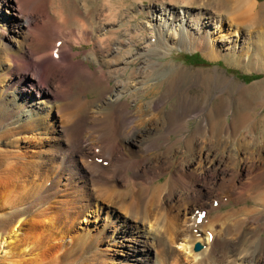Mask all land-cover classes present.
<instances>
[{"label":"bare ground","instance_id":"1","mask_svg":"<svg viewBox=\"0 0 264 264\" xmlns=\"http://www.w3.org/2000/svg\"><path fill=\"white\" fill-rule=\"evenodd\" d=\"M132 1L142 9L128 7ZM72 3L80 27L66 26L48 0H0L10 14L0 25V81L20 94L19 101L0 98V191L7 192L0 251L7 264H264V121L256 131L249 115L226 119L232 81L216 69L201 75L161 60L173 47L209 59L231 52L248 60L254 48L264 54V2ZM141 12L149 19L133 28ZM68 41L91 47L79 58L77 51L51 56ZM48 51V64H37ZM90 61L103 66L92 69ZM257 68L264 71V63ZM91 74L109 90L85 111ZM192 82L213 85L220 100L194 102ZM238 87L264 104V82ZM170 92L177 100L167 109ZM32 97L55 118L41 114ZM188 118L198 120L192 129ZM38 128L47 136H37L33 151L22 149L19 134ZM228 147L234 151L224 154ZM228 200L237 206L212 213ZM86 216L99 220L81 225Z\"/></svg>","mask_w":264,"mask_h":264},{"label":"rangeland","instance_id":"2","mask_svg":"<svg viewBox=\"0 0 264 264\" xmlns=\"http://www.w3.org/2000/svg\"><path fill=\"white\" fill-rule=\"evenodd\" d=\"M258 1L264 2V0H258ZM143 3H147V0H143ZM48 5H49L48 7H49L50 11L54 10L53 13L56 17H58V18L60 16L65 17L66 26L75 28V27H80V25L82 24L80 21L82 19V18H80L81 15L73 7L72 0H48ZM141 5L142 4H140L139 1L138 2L132 1L131 5H129L128 7L131 6V8L137 10V8L142 9ZM6 9H7V7L5 5L2 6V9H0V25H2V23L5 22L3 16H6V15L9 16L10 15L9 13H7V11H5ZM138 15H139L138 18L135 19V21H133V23H135L132 25L133 28H134V26H138V24L136 23L137 21L139 22V24H141L142 21L149 19V17H147L146 14H143V12L138 13ZM24 24H25V22H24ZM144 24H146V23H144ZM226 32H227L225 35L226 37H227V34L230 35L229 37L235 36V35L233 36L234 30H232V31L226 30ZM219 34H220V32L217 31V32L212 34V37H216ZM121 36H119L120 39L124 37L123 35H121ZM216 39H218V41L220 42L223 39V36H218V38H216ZM142 41H143V39L140 40L141 43H143ZM62 44H64V43H62ZM229 44H234V41H230ZM71 46L72 45H70V42L68 41L65 44V46H63V48L61 50L60 54L62 55V57L64 56L65 59H67V57H69L68 54L70 51L79 52L76 55V58L83 56L84 52L89 51L91 44L90 43H86V44L84 43L81 45L75 44L72 47ZM48 54H49V51L47 52V55L45 52V54L35 58V62L39 65L48 64L49 57H50ZM193 54H197V56L199 58L203 59V61L194 60L192 58H186V56H185V55H193ZM239 58H241L240 61L238 60ZM162 59L163 60H170L171 63H173L179 67L181 66L182 68H184L185 70H188V71L189 70L190 71H199L201 73V75H206L208 72H213L216 69L217 73H219L220 75H224L228 78H231L232 84L229 87L230 89L228 88L227 93H225L226 101L228 102V104L230 106V107H226V110H227L226 111V113H227L226 119L229 121L231 119V116H233V117L237 116L238 117V116L244 115V114L249 115V116H251V118L248 120V122L249 123L255 122L256 123V131L260 130L261 123L264 121V104H261L259 102L260 99L259 100L251 99L250 95L245 94L244 92H240L238 89L239 88L238 84L243 83V84L251 85L253 83H257L260 81L264 82V71L258 70L259 68H257L260 63H264V54L263 53L262 54L256 53V49L254 48V50L250 54V57L248 60H245L243 56H241V57L234 56L233 53H231V52L226 53L224 56L218 57L216 59H209L205 55H203L199 50H195V49L193 50V49H188V48L182 49L179 47H173L170 54L165 56V57H162L161 60ZM95 64L96 63H93L91 61L89 62V66L92 69H99L103 66L102 64H99L101 66H99L98 64H96V65ZM135 65H137V64H133L132 66H135ZM245 74H247L248 76L243 77L242 75H245ZM251 74H254V76H251ZM11 77L13 78L12 81H14L17 79L18 74L15 72ZM94 78H95V76H93V74L89 75V77H88V79L92 80V83H89L86 86L87 87V98H88L89 102H88L87 106L85 107V111L93 105H98V103H102L101 102L102 101V95L105 94L109 90V87L107 85H105L104 83H99L98 81L94 80ZM159 80H160V78L152 79V80H150V83L154 84V83H156V81L158 82ZM4 83L5 82L0 81V98L4 97V99L8 98V99H14V100L19 101V95H20L19 92H17V90H15L14 88L12 90H7L4 86ZM107 84H110V85L113 84V80H111V79L108 80ZM158 89L160 92L163 91L165 89V84H162L161 86H159ZM173 91H174V89H173ZM189 92H190V95L193 98L194 102L201 101L203 99V96H206L207 100L211 101L213 103H217L220 100L219 96L217 95L219 91H217L213 85L210 87V89H206L205 86H198L197 83L192 82L191 88L189 89ZM174 93L172 94L170 92L171 95L169 96V98L167 99V102L165 103V107L167 109H170L171 104L175 103V101L177 100V97ZM26 99H27V97H26ZM24 100L25 99H23V97H22L21 101L23 102ZM32 100L34 102L37 101L38 104L42 105V109H40V110H42V111H40L41 114L46 112V113H49L48 116L51 119H52V117L55 118V113H53V109L49 108V104L47 102H44L42 99H39L36 97H32ZM29 104H30L29 102L24 103V107L29 106ZM19 106H20V104L17 105V107H19ZM131 107H133V106H131ZM49 109H51V110L49 111ZM197 121L198 120L196 118H188L187 128L192 129L193 127H195ZM43 130H44V128L43 129L38 128V129H34V130L27 129V130H24L23 132H21L19 135L23 136L24 137L23 139H25L24 142L20 143L21 148L23 149L24 146L26 145L27 147L24 148L25 150L33 151L35 149V147H37L36 141H35L37 139V136L40 137V136L44 135ZM44 136H47V135H44ZM176 136L177 135L175 133L170 134L171 139H174ZM224 150H225L224 154H227L230 152V150L234 151V148L228 147ZM99 157H101L103 161H106L104 159V156H99ZM195 162H196V160H193L194 164H195ZM100 163H102V162H100ZM164 177H165V175H162L160 178L163 179ZM3 193H7L5 189H2L0 191V201L5 196ZM232 206H237V205L236 204L234 205L231 200H228L227 203H225L224 205H221L220 208L213 210L212 213L213 212H225L226 210H229ZM120 213L123 214V212H120ZM85 218H88V220H89V216H86ZM104 218H105V220H107L108 219L107 215H105ZM88 220L87 221L84 220L80 224L83 225V224H86L88 222L94 223V222L98 221L99 219L98 220L96 219V221H90V220L88 221ZM100 221H99V223H100ZM110 232H111V230L108 231V233H110ZM24 233L25 232H22L21 234L18 235L21 244L24 243V242L22 243V236L24 235ZM114 233L115 234L111 235V236H113L112 238L117 237L116 232H114ZM178 248H179V246H178ZM2 254H3V251H0V264H7V260H5L3 258ZM152 256H153V252H152ZM122 262H124L126 264H133V262L128 260V259L127 260L123 259Z\"/></svg>","mask_w":264,"mask_h":264},{"label":"trees","instance_id":"3","mask_svg":"<svg viewBox=\"0 0 264 264\" xmlns=\"http://www.w3.org/2000/svg\"><path fill=\"white\" fill-rule=\"evenodd\" d=\"M186 56V58H192V59H194V60H200V61H203V59H201V58H199L198 56H197V54H193V55H185ZM243 77H245V76H248L247 74H245V75H242ZM251 76H254V74H251Z\"/></svg>","mask_w":264,"mask_h":264},{"label":"water","instance_id":"4","mask_svg":"<svg viewBox=\"0 0 264 264\" xmlns=\"http://www.w3.org/2000/svg\"><path fill=\"white\" fill-rule=\"evenodd\" d=\"M198 247V244L196 245V248Z\"/></svg>","mask_w":264,"mask_h":264},{"label":"snow or ice","instance_id":"5","mask_svg":"<svg viewBox=\"0 0 264 264\" xmlns=\"http://www.w3.org/2000/svg\"><path fill=\"white\" fill-rule=\"evenodd\" d=\"M53 55H55V53H53Z\"/></svg>","mask_w":264,"mask_h":264}]
</instances>
